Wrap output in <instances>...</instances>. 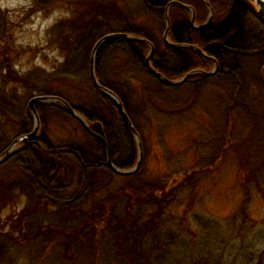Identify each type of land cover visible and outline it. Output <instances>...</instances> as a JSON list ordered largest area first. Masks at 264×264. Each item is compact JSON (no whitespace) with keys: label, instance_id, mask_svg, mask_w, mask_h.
<instances>
[{"label":"trees","instance_id":"obj_1","mask_svg":"<svg viewBox=\"0 0 264 264\" xmlns=\"http://www.w3.org/2000/svg\"><path fill=\"white\" fill-rule=\"evenodd\" d=\"M142 2L163 28L168 15L171 44L138 23L119 27L122 14L117 6L103 4L105 12L97 6L94 12L81 9L52 27L50 40L64 56L52 72L17 69L28 50L16 48L0 7V156L17 137L33 132L29 101L35 96L64 99L106 141L88 132L60 103L36 104L37 135L22 141L0 165V176L9 174L8 180L0 177V264H22V241L35 251L31 264H264V251L246 242L258 226L250 210L254 193L264 199V19L249 0ZM184 5L195 10L198 26L207 22L210 11L211 22L194 28ZM102 11L112 28L104 34ZM112 33L139 39H110L95 57L98 82L122 102L142 144L140 168L127 175L107 166V147L112 162L130 170L138 163V142L115 100L94 85L91 73L95 44ZM150 44L152 67L167 80L184 81L169 85L147 68ZM216 66L217 71L208 74ZM35 75L44 86L35 83ZM65 83L73 93L58 88ZM206 88L215 89L216 112L201 101ZM205 111L210 126L200 122ZM49 116L75 122L86 140L80 141L79 134L66 139L49 135ZM175 124L195 128L197 136L187 150L199 153V165L153 177L146 168L148 140L154 133L163 140ZM232 154L242 173L238 207L219 220L188 215L209 166ZM7 164L20 167L23 177L14 179L3 168ZM190 194L192 203L185 208ZM22 200L26 204L17 212V201ZM6 208L10 212L3 220Z\"/></svg>","mask_w":264,"mask_h":264},{"label":"rangeland","instance_id":"obj_2","mask_svg":"<svg viewBox=\"0 0 264 264\" xmlns=\"http://www.w3.org/2000/svg\"><path fill=\"white\" fill-rule=\"evenodd\" d=\"M251 2L255 4V2ZM103 4H107V7L117 6L118 11L122 14L120 23L119 21L116 22L119 27L123 25L135 26L138 23L145 28H149L150 30L148 31H156L160 38L164 35V39L166 38V32L168 31L169 33L168 26L170 27V22L167 20V14L166 28H163L162 21L159 20L158 22L156 14L146 9L142 0H0V7L6 12L10 23V28L7 33L12 36L11 39L16 44L18 50L23 51V48L28 50V54L19 59L17 69L22 70V72H27L29 69L33 71L35 67L47 71L53 70L57 65L63 62L64 56L60 48L50 40L52 27L55 26L57 22L69 18L72 14L74 15V12L77 10L90 8L91 11L94 12L92 7L97 6L98 10L103 9L105 12L108 8H104ZM255 7L257 8L256 4ZM188 9L192 14V10L195 13L193 8ZM211 12L212 11H210V13ZM91 15L95 16L94 13ZM111 15H113V13L109 12L108 16ZM117 17H119V13ZM99 18L102 19L101 24L103 26L101 31L103 34L110 31L112 28L109 27L106 14H99ZM113 18V16L110 17V23L113 22ZM194 24L196 26L198 25L195 18ZM99 27H101V25ZM101 31L99 32L102 33ZM168 33L165 41L167 40L168 42H166L171 44L172 42L169 39ZM213 70L214 69L209 72L211 73ZM143 75L145 76V74ZM148 77L149 76L146 75V79ZM41 78L40 75H35L34 81L38 85L44 86V83H39ZM2 81L3 78L0 79V83H2ZM58 85V88L65 92L73 93L74 91L72 86L66 83ZM213 90L215 89L206 88L204 97L201 100H204V104L210 112H216L217 110L215 101L213 103L212 99ZM106 108L108 113H113L109 107L106 106ZM209 114L210 113L207 114L205 111V115L200 117V122L210 126L213 122L208 119ZM49 119L46 128L49 135L55 134L57 136L56 138L66 139V137H69L71 134H74L73 137L77 138L76 134H79L78 138L80 141L86 140L87 137L85 138V134L75 122L70 123L67 120L64 121L62 118L51 116H49ZM74 127H76V129ZM196 133L195 128L189 124H175L163 140H159L157 134L154 133L152 138L148 140L149 153L147 156L146 168L149 174L153 177H162L166 174L172 176L178 171L197 167L199 165V153L195 150H187L191 147V140L197 136ZM1 147L0 145V149ZM238 167L239 165L233 154L221 159H215V163L212 164V167L209 166V168L212 169L204 174L202 180H200L201 182L199 181V187L197 189L198 194L194 201L195 206L188 212V215H192L194 212L205 217L219 220L232 214L243 198L242 173ZM3 168H6L7 171L10 172V175L14 176V179L15 177H23L21 172L17 170L20 167L14 164H7ZM8 175L1 174L0 177L6 179ZM179 175H181V172ZM178 176L176 175V177ZM187 197L189 199H185V208L188 204L192 203L191 199H193L191 194ZM25 204L26 200H22L19 203L17 201L15 210L19 212ZM250 210L251 215L258 220V226L253 233L249 234L246 238V242L251 243L256 251H264V199L256 192L252 198ZM9 212L10 208H6L2 212L1 217L3 220H5ZM21 241L22 240H20V242ZM22 245L24 246L21 247L20 250L21 263L31 264L32 256L35 255V251L29 242L25 243L22 241ZM44 264H68V262L48 260Z\"/></svg>","mask_w":264,"mask_h":264},{"label":"water","instance_id":"obj_3","mask_svg":"<svg viewBox=\"0 0 264 264\" xmlns=\"http://www.w3.org/2000/svg\"><path fill=\"white\" fill-rule=\"evenodd\" d=\"M250 1L255 2L256 6H257L258 14L264 19V0H250ZM184 6H186V5H184ZM169 7L167 8V10L169 9ZM186 7H188V6H186ZM188 8L192 9V7H188ZM192 12H193L192 24H193L194 28H204L206 25H208L210 23V21L212 19V13H210L209 19L204 25H202L201 27L196 26L194 24L195 13H194L193 10H192ZM167 20H169L168 19V15H167ZM169 28L170 27L168 26V30H169ZM167 33H168V31L165 34V37H166L165 39H167ZM116 37H123V38L128 39V40H139L136 37H133L131 35L124 34V33H119V34H115V33L113 34L112 33V34L104 35L94 46V49H93V52H92V57H91V73H92V79H93L94 85L98 89H100V90L104 91L105 93H107L108 95H110L115 100V102L117 103V106H118V109H119V112H120L121 116L123 117V119L126 121V123L129 125V127L131 128V130L135 134L136 140L138 142V150H139L138 163H137V165L134 168H132L130 170H125V169L117 167L112 162V159H111V156H110V151H109V148L107 147V166L110 169H112L114 172L118 173V174L127 175V174H132V173H135L136 171H138V169L140 168V165L142 163L143 152H142V144H141V141H140V137H139L138 133L136 132L135 128L133 127L132 122L129 119L127 113H126L122 102L109 89H107L106 87H103L102 85H100V83L97 80L96 73H95V57H96V54L98 52V49L100 48V46L103 43L107 42L110 39L116 38ZM144 41L148 42L147 40H144ZM214 45H217V43L212 44L210 47H213ZM150 46H151V52H150L149 56L146 58V66H147V68L153 74H155L158 78H160L162 81H164L165 83H167L169 85L178 84V83H181L182 81H184V79L179 80V81L167 80L166 78L163 77V75L161 73H159L158 71H156L152 67V65L150 63V60H151V56L153 55V52H154V46L152 44H150ZM213 73H214V71L211 72V73L208 72V74H213ZM38 102H44V103H47V104L60 103L62 107H64L65 109L69 110L76 118H78L80 120V122L83 124V126L86 128V130L88 132L96 135L101 140H103L104 144H106V141L101 136H99V135H97V134H95V133H93L91 131V129H90L88 123L86 122V120L84 119V117L82 115L78 114L64 99L50 97V96H35L29 101V107H30V109H31V111H32V113L34 115V119H35V128H34L33 132L28 134V135H25V136L17 137L11 143V145L6 149L5 154L3 156H0V165H2L4 162H6L13 155V153L17 150L19 144L22 141H24L26 139H31V138H33L34 136L37 135V133L39 131V128H40L39 116H38L37 109H36V104Z\"/></svg>","mask_w":264,"mask_h":264},{"label":"flooded vegetation","instance_id":"obj_4","mask_svg":"<svg viewBox=\"0 0 264 264\" xmlns=\"http://www.w3.org/2000/svg\"><path fill=\"white\" fill-rule=\"evenodd\" d=\"M203 2H204V0H203ZM192 16H193V14H192ZM209 16H210V14H209ZM211 22V21H210ZM204 25V24H203ZM198 26V25H197ZM202 26V25H201ZM201 26H199V27H201ZM218 45V44H217ZM217 45H214L213 47H215V46H217ZM212 48V47H211ZM217 69H218V67L216 66L215 67V69L213 70L214 71V73L217 71ZM213 73V74H214ZM1 156H3V155H1Z\"/></svg>","mask_w":264,"mask_h":264}]
</instances>
